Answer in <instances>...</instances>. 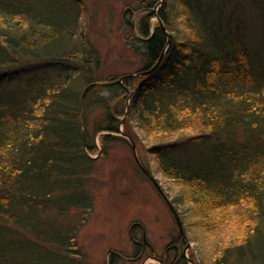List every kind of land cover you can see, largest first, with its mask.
<instances>
[{
    "label": "trees",
    "instance_id": "1",
    "mask_svg": "<svg viewBox=\"0 0 264 264\" xmlns=\"http://www.w3.org/2000/svg\"><path fill=\"white\" fill-rule=\"evenodd\" d=\"M131 10L135 73L150 72L116 83L123 76L97 73L80 0H0V264H89L77 235L94 207L92 155L124 141L122 121L179 186L174 203L218 232L208 264H264V0H138Z\"/></svg>",
    "mask_w": 264,
    "mask_h": 264
},
{
    "label": "rangeland",
    "instance_id": "2",
    "mask_svg": "<svg viewBox=\"0 0 264 264\" xmlns=\"http://www.w3.org/2000/svg\"><path fill=\"white\" fill-rule=\"evenodd\" d=\"M38 1L48 7L59 0ZM80 1L84 10L81 29L99 51L101 64L97 73L105 78L134 74L140 61L133 53L132 34L124 21L137 24L139 14L132 13L131 9L137 7L138 0ZM129 12L131 14L128 15ZM151 22L156 24V17ZM136 86L137 81L133 79L124 87L123 94L128 98L129 105L135 101ZM84 88L86 85L82 90ZM87 88L82 91L84 97ZM101 111L96 106L90 111L88 131L92 132L100 122ZM125 113L118 115L120 121L126 118ZM134 126L132 130L135 134L131 139L137 157L158 186L140 169L130 141L120 134H125L121 123L117 135L124 137V141L113 144L107 155H92L97 158L91 183L94 207L78 232L77 248L88 258L89 264H161L159 259H167L168 264H208L219 239L216 236L218 232L211 234L205 228L201 230L197 221L191 218L189 208L174 203L179 186L157 174L154 158L149 152L150 145L141 139L140 131ZM102 133L95 137L99 146ZM144 234L153 248L137 245L144 240ZM229 237L228 234L223 239ZM180 240L181 244L178 243Z\"/></svg>",
    "mask_w": 264,
    "mask_h": 264
},
{
    "label": "water",
    "instance_id": "3",
    "mask_svg": "<svg viewBox=\"0 0 264 264\" xmlns=\"http://www.w3.org/2000/svg\"><path fill=\"white\" fill-rule=\"evenodd\" d=\"M157 10L158 9H156V10H153V12L154 13H157ZM156 20L162 25V27H163V24H162V22H161V20L156 16ZM165 29V28H164ZM152 70V69H151ZM150 72V71H149ZM149 72H144V73H139V74H136V73H134V74H130V75H125V76H123L121 79H119V80H117L116 81V83H121L124 79H126V78H132V77H135V76H138V75H146V74H148ZM122 123H123V121H122ZM120 134H122L125 138H127L129 141H130V143H131V145H132V149L134 150V155H135V158H136V160L138 161V164L140 165V169L149 177V179H151L153 182H154V184L156 185V186H158L157 185V183H156V181L152 178V176H151V174L142 166V164L140 163V161H139V159H138V157H137V153H136V148H135V144L133 143V140L131 139V137L130 136H128V135H126V134H124V133H120ZM170 207H171V209L173 210V212L174 213H176L175 212V210H174V208H173V206L170 204ZM179 227H180V229H181V234L183 235V237L185 238V234H184V230H183V228H182V225H181V223H179ZM144 239L147 241V239H146V235L144 234Z\"/></svg>",
    "mask_w": 264,
    "mask_h": 264
},
{
    "label": "flooded vegetation",
    "instance_id": "4",
    "mask_svg": "<svg viewBox=\"0 0 264 264\" xmlns=\"http://www.w3.org/2000/svg\"><path fill=\"white\" fill-rule=\"evenodd\" d=\"M136 226H138V224H135ZM140 226V225H139ZM184 239V238H183ZM137 242V241H136ZM137 245H141L143 248H145V247H151V248H153L151 245H150V243L148 242V241H146L145 239L144 240H142V242H137ZM175 255H177V253L175 254ZM113 259H115V257H113ZM189 260V259H188ZM159 261L161 262V264H168V261H167V259L166 260H164V259H159Z\"/></svg>",
    "mask_w": 264,
    "mask_h": 264
}]
</instances>
